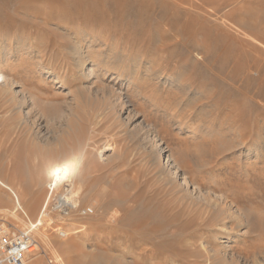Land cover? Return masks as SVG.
I'll list each match as a JSON object with an SVG mask.
<instances>
[{
    "label": "rangeland",
    "instance_id": "1",
    "mask_svg": "<svg viewBox=\"0 0 264 264\" xmlns=\"http://www.w3.org/2000/svg\"><path fill=\"white\" fill-rule=\"evenodd\" d=\"M0 44L11 82L7 97L0 91V176L29 212L8 215L15 196L0 184V220L30 226L49 192L47 167L85 153L71 201L66 181L33 230L38 261L264 264V0H0ZM76 48L86 75L67 53ZM169 154L194 183L227 189L248 217L229 218L216 241ZM199 239L219 250L211 262Z\"/></svg>",
    "mask_w": 264,
    "mask_h": 264
},
{
    "label": "bare ground",
    "instance_id": "2",
    "mask_svg": "<svg viewBox=\"0 0 264 264\" xmlns=\"http://www.w3.org/2000/svg\"><path fill=\"white\" fill-rule=\"evenodd\" d=\"M80 40V39H79ZM79 40L78 39H74L73 40V45H75V44H79L78 42H79ZM3 42V41H2ZM6 42V41H5ZM82 43V42H81ZM5 44V43H4ZM19 44V43H18ZM6 45V44H5ZM7 45H9L8 43H7ZM6 45V46H7ZM0 46H2L1 44H0ZM5 46V47H6ZM78 46V45H77ZM4 47V48H5ZM15 47V46H14ZM19 47H22V46H18L17 45V48H19ZM10 48V47H9ZM8 48V49H9ZM27 48V47H26ZM19 49H21V48H19ZM22 49H25L24 47H22ZM6 50H7V48H6ZM8 51V50H7ZM29 52V51H28ZM10 53V52H9ZM67 53L68 54H70L71 55V57L73 58V60H74V63H75V65H76V67L78 68V69H80L79 70V73H80V71H81V73L82 74H84V75H86L84 72V70H83V65H84V63H85V61L84 60H82V59H80V57H79V55L82 53V52H80V49L79 48H76L75 50H73V51H71V50H69V51H67ZM4 54H6L5 52H4ZM83 54H84V52H83ZM28 55V54H27ZM32 55H33V53H32ZM84 59V58H83ZM71 63H72V61H70ZM96 61H94V64H96V67H105L106 65H104L102 62H96ZM70 63V64H71ZM105 63V62H104ZM66 65V64H65ZM64 65V66H65ZM72 65V64H71ZM67 66V65H66ZM85 66V65H84ZM65 68V67H64ZM64 68H60L61 70L62 69H64ZM75 68V67H74ZM97 69H99V68H97ZM101 69V68H100ZM134 69H136V68H134ZM76 70V69H75ZM83 70V71H82ZM90 70V69H89ZM64 71V70H63ZM75 72V71H74ZM79 73H77L76 72V74H79ZM118 74V73H117ZM83 75V76H84ZM121 75V74H120ZM76 76V75H75ZM119 77V76H118ZM129 78V77H128ZM131 78H133V77H131ZM131 80V79H130ZM129 80V81H130ZM132 81V80H131ZM9 84H11V82L9 81V80H7V79H4V76L3 75H1V72H0V91L2 92V94H3V96L4 97H7V95H6V93L8 94L9 93V91H8V89H7V87L9 86ZM137 86V85H136ZM124 87L125 86H120V90H114V93H115V95L120 99V100H122V97H123V94H122V90L124 89ZM135 87V86H134ZM142 88V87H141ZM195 89V88H194ZM209 90H211V89H208V92H209ZM208 92H206L205 91V94H209ZM22 102L23 101H25L26 103H27V97H26V94L24 93L23 94V96H22ZM129 102V101H128ZM28 104V103H27ZM125 104H128L127 102H125ZM23 105V104H22ZM101 119V118H100ZM231 123H233V122H231ZM238 128V127H237ZM242 134V133H241ZM241 136V135H240ZM241 138V137H240ZM245 142V141H244ZM104 149H106V146H105V148H103L101 145H99V144H97L96 145V147L94 148V151H95V153H99V154H102L103 153V151H104ZM160 151H164L165 153H167V150L165 151V148H161L160 149ZM219 153V152H218ZM85 154V153H84ZM84 154H79L78 155V157H72V158H67V159H64L63 161H60V162H56V163H54V164H51V165H49L48 167H47V169L45 170L46 171V177L50 180V182L47 184L48 185V187H49V192L47 193V196L45 197V200L43 201V205H42V207H41V209H40V211H39V213H38V215H37V217H36V219L34 220V221H32L31 220V225L30 226H28V227H32V228H38L39 226H41V225H44L45 223H47L46 222V220L45 219H47L46 218V212L48 211V208H49V205H50V202H51V199H52V197H53V195H54V193L58 190V188L60 187V185H62V184H64L66 181H69V183H67V185L69 186V188L67 189V194L64 196L65 197V199H67L68 201L71 199V196L70 195H72V193H74V191L76 190V188H77V185L78 184H80L81 185V183H80V177H81V166H82V164H83V161H84V158H85V155ZM167 163H169V164H171L172 165V167L173 168H175L176 169V171H175V174L176 173H178L181 177H182V180H183V184H185V185H187L188 186V188L191 186V187H193V190L191 191V193L193 192H198V205L200 206V208H203V210H199L200 211V213L202 212V214L206 217V220L205 219H201V223H202V220L204 221L205 220V222H206V227L208 228L207 230H209V229H211V234H215L214 236H216V233L218 234V232H219V230L218 229H220L222 232L223 231H227V230H229V227H227V221L228 220H230V219H234V217H236L235 219H237L240 223H241V221H242V218H246V217H248V214L246 213V211L243 209V208H241L239 205H238V202H237V200H236V197L235 196H232L230 193H229V191L227 190V189H222L223 187H218V188H216L215 190H213L215 187H213L212 188V191L210 190L211 189V187H210V189L209 190H207V185H205V184H201V183H199V184H196L197 182L196 181H200V180H197L196 179V183H194L193 181H191V176H188L187 174H186V172H184V171H182L181 169H180V166H179V164H178V162H177V160H175V158L171 155V154H169V155H167ZM180 169V170H179ZM257 172V171H256ZM255 172V173H256ZM256 176V175H255ZM252 178V177H251ZM79 179V180H78ZM201 179V178H200ZM215 180V179H214ZM232 180V179H231ZM213 181V180H212ZM177 182H178V180H177ZM204 182V181H203ZM206 182V181H205ZM214 182V181H213ZM212 183V182H211ZM230 183V182H229ZM0 184L1 185H3V186H5L6 188H8V190H10L13 194H14V196H15V209L12 211V213H7L8 215H10V214H12V216L14 217V218H16V219H18V216L15 214V212L17 211V210H19V209H22L25 213H26V215L29 217V212H27V210L26 209H24V207H23V204H22V202H21V198H20V196L18 195V193H17V191L15 190V188H14V185L13 184H10L9 182H7V181H5V180H3L2 178H1V176H0ZM214 184V183H213ZM179 185H180V183H179ZM179 185H177V187H179ZM184 185V186H185ZM198 185V186H197ZM181 186V185H180ZM65 187V186H64ZM183 187V186H182ZM182 187H180V188H182ZM79 188V187H78ZM188 188H186V189H188ZM183 189H184V187H183ZM181 191V189L178 191V192H180ZM185 191V190H184ZM188 191V190H187ZM186 192V191H185ZM188 192H190V191H188ZM188 192H187V195H188ZM176 193H177V190H176ZM194 193V194H195ZM181 194H182V192H181ZM181 194H179V195H181ZM68 195L70 196V197H68ZM60 196V195H59ZM177 196H178V193H177ZM183 196V195H182ZM192 196V195H191ZM190 196V197H191ZM179 197V196H178ZM181 197V196H180ZM186 197V193H185V195H184V198ZM188 197V196H187ZM186 197V198H187ZM177 198V197H176ZM183 198V199H184ZM192 198V197H191ZM181 198H179V200H180ZM186 200H188V202H189V199H186ZM194 201H196L197 200V197H196V199H193ZM59 201V200H58ZM57 201V202H58ZM61 201V200H60ZM62 201H64V200H62ZM71 201V200H70ZM69 201V202H70ZM75 200H72V202H71V204H70V206L71 205H74L75 204V202H74ZM185 201V200H184ZM68 202V203H69ZM188 202L186 203L187 204V206H189V204L191 205V200H190V203L188 204ZM197 202V201H196ZM60 203V202H59ZM77 203V202H76ZM180 203H183V202H180L179 201V204ZM184 204V203H183ZM183 204H182V206H183ZM193 204H195V202H193L192 203V205ZM25 205V204H24ZM26 205H27V207L31 210V211H35L36 210V208L38 207V201H36V199L35 198H32V199H27L26 200ZM68 205V204H67ZM67 205H63V206H67ZM185 205V204H184ZM191 205V206H192ZM55 206H57V203H56V205ZM194 206V205H193ZM198 206V207H199ZM58 207V206H57ZM77 207V206H76ZM79 207V206H78ZM85 207V206H84ZM86 207H88V206H86ZM186 207V206H185ZM184 207V210L187 208H185ZM190 207V206H189ZM79 208H81V207H79ZM92 208V207H91ZM183 207H181V209H182ZM191 208H193V207H191ZM197 207H195V209H196ZM58 209V208H57ZM77 209V208H76ZM93 209V208H92ZM189 210H190V208H188ZM194 210V209H193ZM197 210V209H196ZM73 211H74V209H73ZM73 211H71L70 212V214L68 215V216H70L71 215V213H73ZM192 211V210H191ZM195 211V210H194ZM199 211L197 212L198 213V215L200 214L199 213ZM79 212V211H78ZM184 212V211H183ZM188 212V211H187ZM196 212H195V214H196ZM94 213H95V211H94ZM93 213V214H94ZM184 214V213H183ZM79 215H81L80 213H79ZM112 215V214H111ZM189 215V214H188ZM192 215H193V213H192ZM197 215V216H198ZM203 215H201L202 216V218H205ZM67 216V217H68ZM195 216V215H194ZM7 217V216H6ZM193 217V216H192ZM50 218V217H49ZM188 218V217H187ZM191 218V217H190ZM189 218V219H190ZM197 218V217H196ZM195 218V219H196ZM230 218V219H229ZM194 219V218H193ZM199 220V219H198ZM247 221V220H246ZM5 222V221H4ZM50 222H51V220H50ZM49 222V223H50ZM199 222V221H198ZM204 223V222H203ZM199 224V223H198ZM248 224H249V219H248ZM26 225V224H25ZM230 225V224H229ZM235 225H236V222H235ZM244 225V224H243ZM200 226V225H199ZM198 227V226H197ZM206 227H204L203 226V228L201 227V229L202 230H204V228H206ZM35 229V230H36ZM230 229H231V227H230ZM195 230V229H194ZM196 230H199V228L198 229H196ZM206 229L204 230L205 232L207 231ZM216 230L218 231V232H216ZM232 230H233V228H232ZM200 231V230H199ZM201 232V231H200ZM199 232V233H200ZM210 232V231H209ZM197 233V232H196ZM198 233V235H200ZM203 233V232H202ZM40 235H41V237H42V239L44 240V242H46V243H48V242H50V239H51V236L48 234V233H39ZM220 234V233H219ZM224 234V233H223ZM67 235V232L66 233H63V232H61V236H63V237H65ZM203 235V234H202ZM212 236V235H211ZM223 236V235H222ZM228 236H230V235H228ZM35 237V236H34ZM201 237V236H200ZM216 238H217V236H216ZM38 241V240H37ZM187 241V240H186ZM199 241H200V239H199ZM216 241H218V238L216 239ZM39 242V241H38ZM195 242H197V241H195ZM224 242V241H223ZM194 243V242H193ZM219 243V242H218ZM209 244H211L210 242H209ZM193 246L192 247H196V245L194 246V244H192ZM199 245H200V247L201 248H203L204 250H206V252H207V259L209 260V262H211L212 260L211 259H213L215 256H216V254H218L216 251H219L218 249L216 250L215 249V251L213 250V249H208L207 247H206V245H205V243H203V241H200L199 242ZM219 245H220V243H219ZM222 245V244H221ZM190 246V245H189ZM223 247H225V246H223ZM222 248V247H221ZM198 249V248H197ZM211 250H213L215 253L214 254H211ZM44 251V250H43ZM211 251V252H210ZM226 252V251H225ZM226 254V253H225ZM219 255H222L221 253L219 254ZM39 257V256H38ZM38 258H35V259H33L32 260V262H31V264H42V262L39 260H37ZM102 259H104V258H102ZM207 259H206V261H207ZM216 259H218V258H216ZM49 260V259H48ZM215 260V259H214ZM103 261V260H102ZM258 261V260H257ZM212 264H213V262H211ZM257 263V262H256ZM260 263V262H259ZM259 263H257V264H259ZM60 264H65L64 262H60ZM209 264V263H208Z\"/></svg>",
    "mask_w": 264,
    "mask_h": 264
},
{
    "label": "built area",
    "instance_id": "3",
    "mask_svg": "<svg viewBox=\"0 0 264 264\" xmlns=\"http://www.w3.org/2000/svg\"><path fill=\"white\" fill-rule=\"evenodd\" d=\"M65 215H69L70 206L59 205ZM77 208V207H75ZM78 209V208H77ZM82 216L92 215L90 207L79 209ZM34 228L13 231V227L0 220V264H31L32 260L41 256L40 243L34 237ZM63 233H66L64 230ZM45 253V252H44ZM46 264H60V259L49 257Z\"/></svg>",
    "mask_w": 264,
    "mask_h": 264
}]
</instances>
